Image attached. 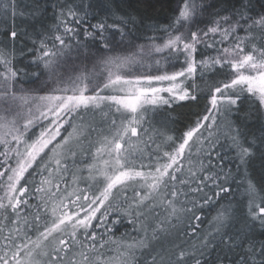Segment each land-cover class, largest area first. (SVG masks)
<instances>
[{"label": "snow or ice", "instance_id": "snow-or-ice-1", "mask_svg": "<svg viewBox=\"0 0 264 264\" xmlns=\"http://www.w3.org/2000/svg\"><path fill=\"white\" fill-rule=\"evenodd\" d=\"M172 2L160 24L129 0H57L47 25L41 0H0V264H264V3ZM183 107L179 135L152 125ZM78 154L95 191L58 195ZM123 219L137 235L115 238Z\"/></svg>", "mask_w": 264, "mask_h": 264}, {"label": "trees", "instance_id": "trees-1", "mask_svg": "<svg viewBox=\"0 0 264 264\" xmlns=\"http://www.w3.org/2000/svg\"><path fill=\"white\" fill-rule=\"evenodd\" d=\"M24 2L28 3V2H30V0H24ZM56 2H57V0H41V3H44L46 6V9H47L46 17H45V23L47 25H52V24L56 23V21L54 19L55 10L52 8V4H54ZM76 2L78 3L79 0H76ZM90 2L95 5V4L100 3L101 0H90ZM116 2L119 3V0H116ZM129 2L132 4V6L134 8L139 9L140 14H144L146 11L148 16L152 17V19L155 22H158L160 24H166L168 22L167 18L170 15L171 8L173 6L172 0H129ZM253 2L256 4L257 10H259V6H260V4L264 3V0H253ZM90 19H91V17H90ZM92 22L94 23L95 20H92ZM17 23L20 24L21 27H25L29 33H31L33 31L32 26H31L33 22H31V21L25 22V21H19L18 20ZM0 39H3V38L0 37ZM81 39H84L83 36H81ZM24 45H26L28 48H30L32 46L31 43L26 41V40L22 41V42H17V45H16L17 51H19L20 47H22ZM30 58H31V56L29 55L28 57H26L23 60V63H26L27 60ZM18 66H22V65H18ZM33 87H35V85H33ZM193 111H195V108H193V107L177 108L174 112H172V116L174 119L171 121L166 119L167 113L164 110H161L158 114H155V115L150 114L149 118L152 121V125L154 127L159 128L161 131H166L167 134H169V135H179V133L185 129L187 123L190 122L191 113ZM85 119L86 120H93L94 119V122H97L98 129L100 127H103L105 129V131L107 130L106 124H102L101 118L99 115H96L93 118V114L89 113L85 116ZM43 123L46 125V121H43ZM145 126L147 127L148 125L146 124ZM65 127H67V125ZM33 131L36 134H39V131H40L39 125H37L33 129ZM90 139L93 142H95L94 140L98 139L97 133L93 134ZM161 139L162 138L158 137L157 143H160ZM161 147H162V150H169L167 145L162 144ZM85 148H88L87 144H85ZM152 149H155V144L151 145L150 150H152ZM0 150H2V148H0ZM90 152L94 153L95 147H92L90 149ZM2 159L3 158L0 157V160H2ZM76 161H77V167L80 169L78 174L83 178L81 180H79L76 184L73 183L72 172L76 171V169L71 167V162L69 161V171L67 173L63 174V180H61L59 178V176L55 177L53 180V183L59 182V184H60V193H58V195L61 193L66 195L67 192H72L76 188L86 190L88 194H91L92 191H95L94 186L92 189L88 188V185L90 183H92V181H89L86 179L88 176V170H87L86 165L88 163L92 162L91 161V155L90 154H86V155H79L78 154L76 157ZM143 163L147 165L150 163V161L147 159V157H145L143 160ZM152 163H154V160L152 161ZM138 164H139V161H138ZM53 167H54V165H53ZM0 170H3V169H0ZM47 175H48L47 172L43 173V176H47ZM3 179H5V177L0 179V183L3 182ZM33 179H34L35 185L38 186L40 184L41 175H35L33 177ZM53 190L55 191V189H53ZM29 191H30V195H29V197H26V198L29 199L30 203L33 205L39 203V201L35 198L38 194L35 193L34 186L30 185ZM3 194H4L3 189H0V196H2ZM128 196L129 197L132 196L131 190H129ZM69 199H75V197H69L68 199L65 200V203H68ZM51 207H52V203L50 201L47 209H44V208L40 209L42 220L46 219V218L47 219L51 218ZM69 207L71 208L72 206L69 204ZM26 211L34 212L35 209H26ZM156 211L159 212L160 218L164 217L165 213H164L162 208L156 209ZM24 214H25V211H21V215L23 216ZM212 214H214V213H212ZM206 215H209V214L206 212ZM29 219L31 220V217H29ZM116 219H117L116 216L112 217V220H116ZM0 220H2V217H0ZM3 223L7 224L8 227H12V225L9 224L8 221H3ZM109 226L113 227V231L115 233V238H120L123 234H129L131 236L137 235V233L133 231L134 226L132 224H129L127 219H123L121 223H117L114 226L113 225H109ZM137 227H138V225H137ZM28 231H29V235H31L32 238L35 239V236H36L35 231L34 230H28ZM96 231L98 233H103L105 231V228L100 227V228H97ZM4 234H7V228L5 229ZM0 240H2V237H0ZM161 242H165L163 236H161ZM112 247H115V246L113 245Z\"/></svg>", "mask_w": 264, "mask_h": 264}, {"label": "rangeland", "instance_id": "rangeland-1", "mask_svg": "<svg viewBox=\"0 0 264 264\" xmlns=\"http://www.w3.org/2000/svg\"><path fill=\"white\" fill-rule=\"evenodd\" d=\"M94 123H95L96 126H98V125H97V122H94ZM46 124H47V121H46ZM93 134H95V133H93ZM93 134H92V135H93ZM37 135H38V134H37ZM94 141H95V140H94ZM21 147H22V146H21ZM5 179H6V177H5Z\"/></svg>", "mask_w": 264, "mask_h": 264}]
</instances>
